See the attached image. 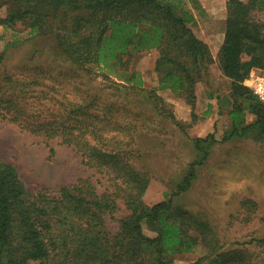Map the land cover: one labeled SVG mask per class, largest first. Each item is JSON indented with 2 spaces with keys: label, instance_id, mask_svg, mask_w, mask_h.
<instances>
[{
  "label": "trees",
  "instance_id": "16d2710c",
  "mask_svg": "<svg viewBox=\"0 0 264 264\" xmlns=\"http://www.w3.org/2000/svg\"><path fill=\"white\" fill-rule=\"evenodd\" d=\"M182 3L0 0V25L14 34L0 53V118L43 137L49 146L61 138L85 164L113 180L105 192L90 177L56 191L31 190L18 167L0 156V264H176L178 254L199 247L206 254L181 264H257L250 249L264 247V236L226 247L209 217L175 203V195L192 187L197 167L208 159L214 132L194 139L202 156L190 163L174 193L154 204L144 198L152 173L140 163L137 145L139 133L149 126L138 104L174 120L158 93L168 89L185 99L194 114L197 84L208 80L215 62L231 80L232 124L224 140L250 135L264 140V102L245 84L253 69L264 70V20L258 15L264 0H227L217 58L195 30V15ZM50 37L55 38L51 58L43 59L49 50L32 48L38 58L25 56L8 67L9 52ZM152 49L159 53L158 83L148 90L133 61ZM95 66L104 70L107 81H97ZM247 113L255 120L248 123ZM120 200L127 214L117 218ZM242 204L258 202L248 198ZM109 219L118 221L116 232ZM146 227L156 235H148Z\"/></svg>",
  "mask_w": 264,
  "mask_h": 264
},
{
  "label": "rangeland",
  "instance_id": "374dc122",
  "mask_svg": "<svg viewBox=\"0 0 264 264\" xmlns=\"http://www.w3.org/2000/svg\"><path fill=\"white\" fill-rule=\"evenodd\" d=\"M181 5L195 15V30L211 43L216 53L225 29L227 0H183ZM6 9L7 6H4L1 11L5 13ZM258 15L264 20V11ZM13 35L11 30L0 25V53ZM22 35L27 37L25 33ZM33 43H36L34 47ZM32 48L49 50V55L43 59L47 56L51 58L55 38L50 37L46 41L35 39L9 52L6 60L8 67L13 68L25 56L38 58L39 53L33 55ZM158 54L157 49H152L137 54L133 61V65L143 71L144 86L148 90L158 83L155 70ZM95 68L99 74L97 81H107L104 70L98 66ZM218 68L214 64L208 80L200 83L198 91L201 96L194 114L185 99L168 89L158 93L166 101L167 114L174 113V120L169 115L154 114L150 105L139 103L137 110L145 112L149 127L139 133L137 147L142 154L140 163L152 173L144 198L148 204H154L174 193L188 173L190 163L200 160L202 153L194 139L214 132L216 141L207 144L210 155L197 167L198 176L192 187L175 195L174 199L177 205L209 217L227 241L226 247H235L238 241L264 236V140L254 138L255 135L224 140L232 120L228 113L231 108L228 100L231 83ZM246 118L252 122L255 115L247 113ZM50 144L47 145L43 137L0 118V156L18 167L31 190L56 191L63 184L89 177L100 192L111 189L113 180L110 176L85 164L72 145L63 143L59 137L53 138ZM51 147L55 149L54 153ZM248 198L256 200L257 206H244L242 202ZM120 206L117 218L127 214L121 200ZM108 222L110 229L116 232L118 221L109 219ZM145 232L156 235L149 227L145 228ZM250 251L257 264H264V247L252 245ZM204 254L206 249L199 247L195 252L178 254L175 263L191 262Z\"/></svg>",
  "mask_w": 264,
  "mask_h": 264
},
{
  "label": "built area",
  "instance_id": "2783aa9c",
  "mask_svg": "<svg viewBox=\"0 0 264 264\" xmlns=\"http://www.w3.org/2000/svg\"><path fill=\"white\" fill-rule=\"evenodd\" d=\"M245 84L248 85L252 91L258 96V98L264 102V70L253 69L249 77L245 80Z\"/></svg>",
  "mask_w": 264,
  "mask_h": 264
},
{
  "label": "crops",
  "instance_id": "0c3cea01",
  "mask_svg": "<svg viewBox=\"0 0 264 264\" xmlns=\"http://www.w3.org/2000/svg\"><path fill=\"white\" fill-rule=\"evenodd\" d=\"M225 26H226V20H225ZM224 37H225V29H224V33H223V37H222V39H221V41H220V44H219V48H220V45L223 43V41H224ZM206 42H208V41H206ZM209 43V45L211 46V43L210 42H208ZM211 49H212V51H213V54H214V56H215V58H217V56H218V51L215 53L214 52V49L212 48V46H211ZM219 50V49H218ZM214 64H217L218 65V67H219V63L218 62H215ZM214 64H212L211 65V68H210V71H213V68H214ZM219 69V71H220V73H222V71H221V69H220V67L218 68ZM222 75L228 80V81H231L228 77H226L223 73H222ZM202 82V81H201ZM201 82H199L198 84H197V96H198V99H197V104L199 103V101H200V93H199V89H198V87H200V83ZM196 106H198V105H196ZM231 118V117H230ZM232 119V118H231ZM248 123H250L249 121H248ZM231 124H232V120H231Z\"/></svg>",
  "mask_w": 264,
  "mask_h": 264
}]
</instances>
